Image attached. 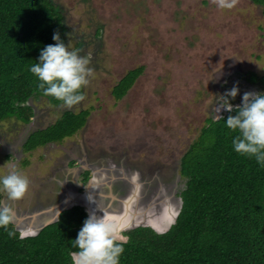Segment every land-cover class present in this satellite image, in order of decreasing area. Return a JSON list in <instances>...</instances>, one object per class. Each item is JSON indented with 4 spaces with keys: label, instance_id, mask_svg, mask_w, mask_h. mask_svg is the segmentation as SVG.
<instances>
[{
    "label": "rangeland",
    "instance_id": "obj_1",
    "mask_svg": "<svg viewBox=\"0 0 264 264\" xmlns=\"http://www.w3.org/2000/svg\"><path fill=\"white\" fill-rule=\"evenodd\" d=\"M52 1L70 33L66 45L77 48L82 41L93 73L80 104L68 108L40 98L35 119L46 125L64 110L80 108H90V116L74 141L65 144L71 154L51 145L23 152L17 139L24 125L12 120L2 125L0 175L15 164L29 180L24 196L12 202L15 213L40 212L33 223L48 217L42 212L55 202L56 181L70 191L69 179L72 184L77 180L63 165L72 156L108 166L128 182L135 176L139 195L165 190L168 197L178 196L184 183L179 175L182 153L208 117L224 112L221 108L215 113L216 97L234 85L240 101L245 91L259 92L256 84L242 78L248 72L264 73L262 7L251 0H232L227 9L218 8L215 0ZM139 66L142 73L116 100L112 87ZM20 152L22 159H15L14 153ZM25 158L28 163L23 165ZM120 183L108 185L113 194ZM121 231L118 240L125 239Z\"/></svg>",
    "mask_w": 264,
    "mask_h": 264
},
{
    "label": "trees",
    "instance_id": "obj_2",
    "mask_svg": "<svg viewBox=\"0 0 264 264\" xmlns=\"http://www.w3.org/2000/svg\"><path fill=\"white\" fill-rule=\"evenodd\" d=\"M251 1L264 16V0ZM66 30L52 0H0V128L11 120L29 122L37 99L63 104L43 93L29 68L46 44L55 43L53 32L66 44ZM142 71V66L128 70L112 87V96L121 99ZM248 74L247 81L264 92V73ZM235 99L229 98L234 106ZM235 112L234 107L222 112V119H206L180 157L179 213L164 231L150 226L122 230L119 264H264V165L233 149L238 133L223 119ZM89 115L90 108L64 110L49 126L29 133L23 152L62 141L82 129ZM86 218L85 210L75 206L36 235L21 237L13 223L0 227V264H73L77 249L71 241Z\"/></svg>",
    "mask_w": 264,
    "mask_h": 264
},
{
    "label": "clouds",
    "instance_id": "obj_3",
    "mask_svg": "<svg viewBox=\"0 0 264 264\" xmlns=\"http://www.w3.org/2000/svg\"><path fill=\"white\" fill-rule=\"evenodd\" d=\"M218 8L227 9L233 6L232 0H215ZM55 43L46 44L32 64L29 71L38 81V87L45 95H51L61 101L65 107L71 108L84 100L82 91L93 73L90 67V55H80V49L67 45L58 32H53ZM238 87L227 89L223 95L217 96L219 101L215 113L221 108L234 115L223 119L226 126L238 133L232 139L233 149L241 154L252 156L258 164L264 165V92L245 91L241 102L233 105L229 98H235ZM217 119H222L216 115ZM135 180V176L131 178ZM29 186L28 178L16 170L15 164H10L5 174L0 175V227L7 228L15 220L13 203L21 199ZM86 212V211H85ZM87 214V213H86ZM118 226L95 213H90L84 220L77 236L71 241L77 249L73 264H119L123 243L117 242ZM9 236L14 235L12 231ZM126 242V241H124Z\"/></svg>",
    "mask_w": 264,
    "mask_h": 264
},
{
    "label": "water",
    "instance_id": "obj_4",
    "mask_svg": "<svg viewBox=\"0 0 264 264\" xmlns=\"http://www.w3.org/2000/svg\"><path fill=\"white\" fill-rule=\"evenodd\" d=\"M110 171L111 169L106 168L105 172L99 171V174H94V179L82 187L80 193L74 188L64 193L63 188L55 202L42 212L49 214L43 221L33 223L40 212L31 214L25 211L21 216L15 213L13 222L15 229L21 237L36 235L44 226L55 222L60 213L72 205L81 206L87 216L90 213H95L98 217L104 216L106 221L114 222L119 230L142 225L155 230L158 227L157 230L164 231L171 225L182 206L179 195L171 194L168 197L165 190L161 195L160 193L149 197L139 195V187L135 180L128 182L127 178L119 173L113 175ZM115 181H121V185L118 192L113 194L111 186L108 185Z\"/></svg>",
    "mask_w": 264,
    "mask_h": 264
},
{
    "label": "flooded vegetation",
    "instance_id": "obj_5",
    "mask_svg": "<svg viewBox=\"0 0 264 264\" xmlns=\"http://www.w3.org/2000/svg\"><path fill=\"white\" fill-rule=\"evenodd\" d=\"M67 27V26H66ZM66 35L68 36L70 33H69V31H68V28H67V30H66ZM95 33H96V31H95ZM82 41L81 40H79L78 41V49H80V55H86L85 53L86 52H83V48H82ZM243 80H244V83L245 82H248L247 81V79H244V78H242ZM239 80H241V79H239ZM236 98V99H235ZM234 99L236 100V103H238L239 101H240V98H239V96H238V93H237V95H236V97H235ZM241 102V101H240ZM81 102H79L78 104H80ZM77 104V105H78ZM56 105H60V104H56ZM62 105V104H61ZM38 106H40V105H38ZM37 107H36V103H35V105H34V108H33V116L31 117V119H30V121L29 122H27V123H22V124H19V125H24V130H22L21 132H20V134H19V138L17 139V141L18 142H20V149L22 150V147H21V145L23 144V142L25 141V139L27 138V136L29 135V133H31L32 131H35V130H37V129H43V128H45V127H47V126H49L50 124H52V123H49V124H46V125H38L39 123H38V121L35 119L36 118V115H37ZM80 110V109H79ZM223 111H225V110H223ZM221 115V114H220ZM219 115V116H220ZM90 116V115H89ZM88 116V117H89ZM88 117H87V121H86V124L88 123ZM86 124H85V126L84 127H86ZM83 127V128H84ZM82 128V129H83ZM82 129H80L79 131H81ZM79 131H77V132H75V133H73L72 135H70V136H65L64 138H63V140L62 141H51V142H47L46 144H44V145H42V146H40V148H43V147H46V146H48V145H51V146H54V147H57V148H59L60 150H62V152H63V154H68V153H70L71 154V150H68L69 148L67 147V146H65V144L66 143H70V142H73L74 141V137H76L77 136V134H78V132ZM64 143V144H63ZM39 147H37L36 149H38ZM23 151V150H22ZM33 151H35V149L33 150ZM23 152H20V155H17L16 153H14V158L15 159H17V158H21L22 159V157H23ZM8 155V154H7ZM9 158H11L12 157V155L11 154H9ZM70 156V155H69ZM70 158V157H69ZM72 159V160H71ZM71 159L69 160V161H67L65 164H63L67 169H69V172L72 174V175H76V178H77V180L76 181H74L75 183L74 184H72V180H70L69 178H66V181L69 179V182H70V185L69 186H71V187H73L76 191H78L79 193L83 190L82 189V187H84V186H86L87 184H88V182L91 180V179H94V174H99V171H103V172H105V170H106V168L108 167V166H93L91 163H89L88 161H86L85 160V158H76V156H72L71 157ZM10 161L12 162V159H10ZM15 161V160H14ZM109 169H111V168H109ZM65 177H66V174H65ZM57 182V184H58V190H57V192L55 193V195H54V198L53 199H55L56 200V198L58 197V194H59V192H60V189H61V187H63L64 185H63V183H62V181H56ZM69 184V183H68ZM68 190H69V187H68ZM52 199H50V201H51ZM75 206H77V205H72L71 206V208L72 207H75ZM79 207H81V206H79ZM64 211V210H63ZM134 227H136V226H134ZM131 228H133V227H131ZM124 229H130L129 227L127 228H124ZM124 229H121V230H124ZM120 230V231H121ZM119 232V231H118ZM21 236V235H20Z\"/></svg>",
    "mask_w": 264,
    "mask_h": 264
},
{
    "label": "crops",
    "instance_id": "obj_6",
    "mask_svg": "<svg viewBox=\"0 0 264 264\" xmlns=\"http://www.w3.org/2000/svg\"><path fill=\"white\" fill-rule=\"evenodd\" d=\"M73 184H74V183H73ZM70 188L72 189L73 187H70ZM62 190H63V188L60 189V192H62ZM67 190H68V189H65V188H64V190H63L64 193H65V191H67Z\"/></svg>",
    "mask_w": 264,
    "mask_h": 264
}]
</instances>
